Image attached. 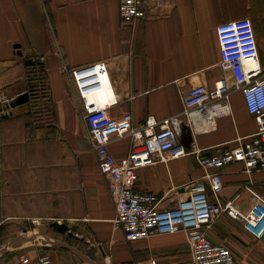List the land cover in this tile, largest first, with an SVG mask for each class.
Listing matches in <instances>:
<instances>
[{
	"label": "crops",
	"instance_id": "0c3cea01",
	"mask_svg": "<svg viewBox=\"0 0 264 264\" xmlns=\"http://www.w3.org/2000/svg\"><path fill=\"white\" fill-rule=\"evenodd\" d=\"M245 17L254 24L264 66V0H167L128 25L121 22L119 0H0V87L18 98L25 95L30 88L26 58L31 57L44 68L51 108V121L44 124L31 121L29 102L16 103L12 114L0 119V220L68 222L78 237L59 233L60 239L76 249L49 245L50 264H90L84 255L87 240L98 248L96 264L134 257L192 264L182 232L129 242L115 227L111 181L99 170L71 69L107 61L118 96L110 113L130 112L134 125L150 115L162 119L181 112L191 87H212L223 75L232 78L221 67L217 26ZM230 102L231 112L219 117L215 131L198 132L192 139L190 153L140 168L136 188L162 196V206L174 205L188 195L186 185L204 174L197 151L221 154L256 133L258 123L243 92L232 91ZM132 145L125 136L114 138L109 147L122 159ZM221 172L222 199L246 209L254 201L249 188L264 196L263 172L248 174L241 163ZM208 233L216 242L237 247L242 263L264 264V239L253 238L240 221L223 214ZM31 244L21 247L35 256L41 246Z\"/></svg>",
	"mask_w": 264,
	"mask_h": 264
},
{
	"label": "built area",
	"instance_id": "2783aa9c",
	"mask_svg": "<svg viewBox=\"0 0 264 264\" xmlns=\"http://www.w3.org/2000/svg\"><path fill=\"white\" fill-rule=\"evenodd\" d=\"M166 2L119 0L121 22L128 25L145 19L151 10ZM217 35L221 67L231 71L232 78L223 75L212 87L204 83L191 87L183 97L180 113L162 119L150 115L139 125H134L130 112L121 116L110 113V108L118 103V96L107 61L71 69L99 170L111 181L116 207L115 227L123 230L129 242L182 232L186 235L192 264H237L233 248L228 243L214 241L208 233L223 214L240 221L243 229L256 240L264 239V196L249 188L254 201L246 209L240 208L234 200L221 198L224 188L221 170L227 165L241 163L248 174L264 173V66L256 31L251 18L245 17L220 23ZM234 90L243 92L246 107L258 123L257 132L241 145L221 154L204 155L197 151V161L204 174L186 185L188 195L174 205L162 206V196L139 191L136 188L139 169L190 153L189 147L182 143V137L193 139L198 132L215 131L219 117L232 110L230 95ZM17 96L0 87V119L12 114ZM125 136L133 139L132 149L126 157L119 159L109 145L114 138ZM33 222L37 226L41 223L39 219ZM49 245L38 247L35 256L24 251L26 247L17 248L21 263L50 264ZM113 264L154 263L134 257Z\"/></svg>",
	"mask_w": 264,
	"mask_h": 264
},
{
	"label": "rangeland",
	"instance_id": "374dc122",
	"mask_svg": "<svg viewBox=\"0 0 264 264\" xmlns=\"http://www.w3.org/2000/svg\"><path fill=\"white\" fill-rule=\"evenodd\" d=\"M28 67H31V66H28ZM45 90L46 89L39 90L41 92L38 94L40 97H35L32 92L29 93L30 99L27 102H29V105L31 106V109H32L33 116H32L31 121L33 123L44 124L48 121H51V112H50L51 108L48 103V100H47L48 96ZM34 91L36 93L38 92L37 89H34ZM33 221L34 220L32 219L20 220L16 218L8 219L5 221L0 220V246L4 245V243L7 241L8 238L16 236L20 233H23L24 229L29 230L28 235L30 236L35 235V237H38L36 235L38 233V226ZM42 222L48 223L45 220H42ZM50 235L54 238L60 239V235L58 232L50 230ZM34 245L45 246L41 240L40 242L38 241L32 242L31 246H34ZM27 248L28 247H26L24 251L29 253ZM233 250L236 255L237 264H244L242 263V259H241L242 254L239 252V249L236 247V248H233ZM19 254H20V250L18 251L17 249L10 247V252H8V255L6 254L4 256H0V264H15L16 261H20Z\"/></svg>",
	"mask_w": 264,
	"mask_h": 264
},
{
	"label": "water",
	"instance_id": "95a60500",
	"mask_svg": "<svg viewBox=\"0 0 264 264\" xmlns=\"http://www.w3.org/2000/svg\"><path fill=\"white\" fill-rule=\"evenodd\" d=\"M37 63L38 62L31 57L26 58V65L28 66H35L37 65ZM29 99H30L29 93H25V95L17 99L16 103L27 102ZM182 143L190 147L192 143V137L183 136ZM50 230H53L55 232L62 233V234H67L70 237L77 238L78 235L75 234V232L72 230L68 222L60 221L57 219L52 220L48 223L41 222L38 225V233L36 235L42 238V241L45 244H50L54 246H62L64 248H69V249H76L72 244L68 243L67 241L52 237L50 235ZM28 233H29L28 229H24L23 233H20L16 236L8 238L7 241L4 243V245L2 246L0 256H3L6 253H8L10 251V247L17 249V248H20L24 243L33 240L35 235L30 236L28 235ZM87 244L89 246L84 255L88 258L90 264H96L95 260L97 257L96 252L98 251V248L96 247V245L92 244L91 241L89 240H87ZM77 251L79 254H81L79 250Z\"/></svg>",
	"mask_w": 264,
	"mask_h": 264
},
{
	"label": "trees",
	"instance_id": "16d2710c",
	"mask_svg": "<svg viewBox=\"0 0 264 264\" xmlns=\"http://www.w3.org/2000/svg\"><path fill=\"white\" fill-rule=\"evenodd\" d=\"M26 68L29 69L28 77L30 80V83H29L30 88L28 91L32 92L35 97H40L38 95L39 93H41L39 91L40 89H43V90L46 89L45 91H46V93H48L46 82H45V77L43 74V70H44L43 66L42 65H35V66L28 67L26 65ZM34 89H37L38 92L36 93L34 91Z\"/></svg>",
	"mask_w": 264,
	"mask_h": 264
},
{
	"label": "bare ground",
	"instance_id": "6f19581e",
	"mask_svg": "<svg viewBox=\"0 0 264 264\" xmlns=\"http://www.w3.org/2000/svg\"><path fill=\"white\" fill-rule=\"evenodd\" d=\"M101 98V97H100ZM28 242H30V244L33 242V240H31V241H28ZM28 242H26V243H28ZM30 249V248H29Z\"/></svg>",
	"mask_w": 264,
	"mask_h": 264
}]
</instances>
